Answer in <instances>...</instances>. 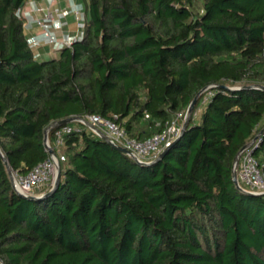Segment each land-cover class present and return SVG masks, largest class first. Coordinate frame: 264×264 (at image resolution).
<instances>
[{
  "label": "trees",
  "instance_id": "1",
  "mask_svg": "<svg viewBox=\"0 0 264 264\" xmlns=\"http://www.w3.org/2000/svg\"><path fill=\"white\" fill-rule=\"evenodd\" d=\"M25 2L0 0V151L14 174L47 159L53 122L97 115L143 141L206 90L152 165L72 122L58 185L33 201L0 155V261L264 264V195L232 180L245 145L264 161V90L244 88H264V0H86L78 37L42 59Z\"/></svg>",
  "mask_w": 264,
  "mask_h": 264
},
{
  "label": "built area",
  "instance_id": "2",
  "mask_svg": "<svg viewBox=\"0 0 264 264\" xmlns=\"http://www.w3.org/2000/svg\"><path fill=\"white\" fill-rule=\"evenodd\" d=\"M33 12L42 13V17L35 19V24L40 30L45 44L51 49L70 47L73 41L57 42L50 32L49 24L58 18V14H54L49 9L40 6L33 9ZM60 15V14H59ZM73 16L81 29L83 25V16L78 10H73ZM80 33V31H79ZM79 35V34H78ZM32 50L40 46L38 41H29ZM209 94L202 100L206 102ZM185 114H177L170 122H168L161 133L154 134L151 137L138 141L130 138L125 129L111 120L104 119L97 115L85 116L90 124L100 129L110 140L122 147L128 152L130 158H135L142 162H151L165 149L171 141L179 134L181 124L183 123ZM80 129L75 125H63L54 129L52 143L48 140V146L54 151V155L48 154L43 162L39 163L24 175L13 173L14 183L12 188L23 194H32L34 191H40L53 182L56 173V164L65 160L64 155L59 152V148L63 145L64 137L71 132H79ZM236 175L239 186L249 192L264 195V161H257L251 154L249 148L244 150L239 157L236 166Z\"/></svg>",
  "mask_w": 264,
  "mask_h": 264
},
{
  "label": "crops",
  "instance_id": "3",
  "mask_svg": "<svg viewBox=\"0 0 264 264\" xmlns=\"http://www.w3.org/2000/svg\"><path fill=\"white\" fill-rule=\"evenodd\" d=\"M40 6L49 9L51 12L62 11L64 14L60 18H56L55 22L49 24L51 34L56 38L57 42H71L79 34L80 28L76 23L73 10H78L84 20L86 0H26L20 14L23 19L24 33L28 41H38L40 46L33 50L37 59L55 57L58 55V48L51 49L45 44L40 30L35 24V19L42 17V13L33 12V9Z\"/></svg>",
  "mask_w": 264,
  "mask_h": 264
},
{
  "label": "water",
  "instance_id": "4",
  "mask_svg": "<svg viewBox=\"0 0 264 264\" xmlns=\"http://www.w3.org/2000/svg\"><path fill=\"white\" fill-rule=\"evenodd\" d=\"M225 87V86H224ZM245 89H251V88H259V89H262L264 90V88L262 86H259V87H255V86H246L244 87ZM206 88L202 89L201 91H199L195 96L194 98L192 99V101L190 102L187 110H186V113H185V118H184V122L181 126V129H180V133L179 135H181L184 131V128L186 127V124L188 122V119L189 117L191 116L192 112H193V109H194V106L196 105V102L198 101V98L200 97V95L203 93V91H205ZM72 122H80L81 124H83L86 128H88L89 130H91L92 132H94L98 137H100L102 140H104L106 143H108L113 149L123 153V154H126L128 155V152L123 149L122 147L118 146L117 144H115L112 140H110L100 129H98L96 126L90 124L87 120H85L84 118H81V117H70V118H66V119H62V120H59V121H56V122H53L51 123L49 126H47L44 130V137H43V145L44 147L47 149L48 151V154L50 155H54V151L48 146V132L51 130V129H54V128H57V127H60V126H63V125H66V124H69V123H72ZM249 148V145H245L237 154V156L235 157V160H234V164H233V169H232V180H233V183L234 185L236 186L237 189H239L240 191L246 193V194H249V195H255V196H259V195H263V194H256V193H252V192H249V191H246L244 189H242L239 184H238V181H237V175H236V166H237V163H238V160H239V157H240V154ZM167 148L164 149L158 156L157 158H155L153 161L151 162H142V161H139L135 158H132L138 165H152L154 164L155 162L159 161L161 159V157L163 156V154L166 152ZM0 155L2 157V160H3V163L6 167V170H7V173H8V176H9V179H10V182L11 184L13 185L14 183V176H13V172L11 171L10 167H9V164H8V161L7 159L5 158V156L1 153L0 151ZM59 175H60V165L59 164H56V173H55V176H54V179H53V182H52V186L50 188V190L46 193H41V194H34V195H31V194H23V193H20L18 191H15L19 196L23 197V198H26V199H29V200H33V201H37V200H41L43 198H46L48 197L53 191L54 189L57 187L58 185V182H59ZM1 262V261H0ZM1 264H3L1 262Z\"/></svg>",
  "mask_w": 264,
  "mask_h": 264
},
{
  "label": "rangeland",
  "instance_id": "5",
  "mask_svg": "<svg viewBox=\"0 0 264 264\" xmlns=\"http://www.w3.org/2000/svg\"><path fill=\"white\" fill-rule=\"evenodd\" d=\"M53 13L56 14V12H53ZM57 14H58V16H59L58 18H60V17H62V15H63L64 13H63L62 11H57ZM59 14H60V15H59ZM58 18H57V19H58ZM55 20H56V19H55V17H54V22H55ZM50 24H51V23H50ZM53 37H54V36H53ZM54 38H55V37H54ZM55 39H56V38H55ZM195 113H196V115H197V114L199 113V110H196ZM37 192H39V191H34L31 195H34V194H36Z\"/></svg>",
  "mask_w": 264,
  "mask_h": 264
}]
</instances>
